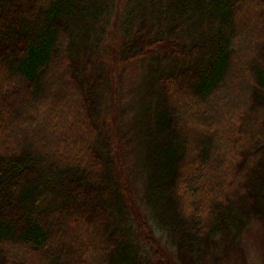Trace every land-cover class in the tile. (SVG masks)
<instances>
[{
    "label": "trees",
    "instance_id": "16d2710c",
    "mask_svg": "<svg viewBox=\"0 0 264 264\" xmlns=\"http://www.w3.org/2000/svg\"><path fill=\"white\" fill-rule=\"evenodd\" d=\"M1 117L0 264H216L264 216V0H0Z\"/></svg>",
    "mask_w": 264,
    "mask_h": 264
},
{
    "label": "rangeland",
    "instance_id": "374dc122",
    "mask_svg": "<svg viewBox=\"0 0 264 264\" xmlns=\"http://www.w3.org/2000/svg\"><path fill=\"white\" fill-rule=\"evenodd\" d=\"M243 23V28L245 30H249L251 32H257L258 34L261 32V28L260 25L258 24V22L256 23L255 19H250L249 17L245 18V21H242ZM257 27V31L254 30ZM254 30V31H253ZM261 36V33H260ZM137 70L134 69L132 66H129L126 71H125V75H124V81H125V88L128 89V87H131V83L134 80V76L136 75ZM134 75V76H133ZM65 87L61 86V85H56L53 89V92H57L56 94H63V96L66 95L65 93ZM178 92V91H177ZM127 96H124L122 102L125 103V101H127L129 95L126 94ZM60 100V101H59ZM51 103L53 104L54 102L56 103H62L61 98L59 99H52L50 100ZM64 103L66 104V102L64 101ZM133 111H131V109H128L127 113L124 116V119L122 120L123 122H125V120L127 118H129L130 116H132ZM106 118V122L108 123V125L112 127H114V130L117 129V121H120V117H118L115 114V110L112 108V110H110L109 112L106 113L105 115ZM0 119H2L3 121L5 120L4 117H1ZM114 122V123H112ZM119 133L121 135V139L118 140H114V138L111 140L112 146H116L122 143L123 145L126 144V138L123 135L124 131V126H119ZM79 132H77L78 135ZM115 141V142H114ZM113 147V148H114ZM131 154L129 159L131 158ZM140 186V185H138ZM80 229H76V231H79ZM83 239H85V243H87L86 241V237L84 234H81ZM228 244L225 243V253L220 252V258L218 261H216V264H264V216L260 219H256L252 222V224L249 226V228L243 233V241L241 242V246L240 249L239 247H237L236 249L234 247L228 248ZM239 250H241L242 255L239 254ZM243 256V257H242Z\"/></svg>",
    "mask_w": 264,
    "mask_h": 264
}]
</instances>
